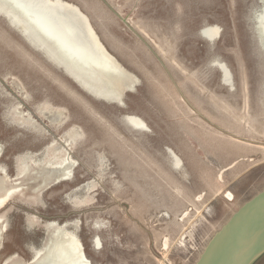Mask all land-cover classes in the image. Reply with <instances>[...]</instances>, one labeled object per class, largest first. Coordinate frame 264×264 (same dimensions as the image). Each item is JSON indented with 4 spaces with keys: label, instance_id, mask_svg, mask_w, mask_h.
<instances>
[{
    "label": "rangeland",
    "instance_id": "rangeland-1",
    "mask_svg": "<svg viewBox=\"0 0 264 264\" xmlns=\"http://www.w3.org/2000/svg\"><path fill=\"white\" fill-rule=\"evenodd\" d=\"M62 1L80 8L124 68L126 76L111 85L122 95L105 98L84 86L0 13V165L14 179L18 156L41 155L54 141L74 159L72 177L60 183L44 186L49 167L24 174L25 195L0 209L7 226L0 264L31 263L49 244L50 222L75 233L92 264H195L216 232L264 190L257 26L264 0ZM207 27L220 28L216 40L206 38ZM14 83L26 90L18 93ZM16 92L34 121L10 109ZM45 103L56 111L44 117L35 108ZM126 116L148 129L133 128ZM169 148L182 167L172 165ZM253 264H264V255Z\"/></svg>",
    "mask_w": 264,
    "mask_h": 264
},
{
    "label": "bare ground",
    "instance_id": "bare-ground-1",
    "mask_svg": "<svg viewBox=\"0 0 264 264\" xmlns=\"http://www.w3.org/2000/svg\"><path fill=\"white\" fill-rule=\"evenodd\" d=\"M262 10L257 16V26L261 40L264 42V6ZM0 13L5 15L35 46L43 49L51 60L55 63L57 60L62 62L69 73L79 79L84 86L91 90L94 89L105 98L120 99L122 94L113 89L111 85L120 82L121 77L126 76L124 68L102 45L88 17L78 6L62 0H0ZM203 33L206 38L216 40L220 34V28L207 27L203 29ZM217 66L224 74L222 80L232 88V77L228 68L222 63ZM18 82H20L19 79ZM133 83L134 81H130L129 84ZM13 85L17 88L18 93L26 90L22 84L14 83ZM11 110L21 118L27 117L32 121L36 118L31 111H27L20 105H14ZM45 110L49 113L56 111L49 103L36 107V112L40 116H46ZM69 117L71 116L69 115ZM126 120L137 130L148 129V125L142 118L140 120L139 117L126 116ZM38 121L40 122L38 126H40L42 122L41 120L36 122ZM168 152L171 155L172 165L176 168L182 167L183 161L180 156L170 148ZM36 154L27 153L17 157L18 173L14 179L7 174L6 166L0 165V209H5L15 195H25L22 178L27 172L37 170L36 167L43 171L46 170V167L52 170L51 172L44 171V186H48L51 181L60 183L65 181V178L72 177L73 170L71 169L74 159L71 153H68L65 144H57L54 141L53 145L49 146L41 155ZM1 156L2 148L0 147ZM6 227L4 218L0 217V237L6 231ZM47 227L50 231L49 244L46 248L37 250L34 259L29 264H89L83 253L79 237L75 233L70 232L64 225H59L57 222H50Z\"/></svg>",
    "mask_w": 264,
    "mask_h": 264
},
{
    "label": "water",
    "instance_id": "water-1",
    "mask_svg": "<svg viewBox=\"0 0 264 264\" xmlns=\"http://www.w3.org/2000/svg\"><path fill=\"white\" fill-rule=\"evenodd\" d=\"M264 255V190L210 239L195 264H253Z\"/></svg>",
    "mask_w": 264,
    "mask_h": 264
},
{
    "label": "flooded vegetation",
    "instance_id": "flooded-vegetation-1",
    "mask_svg": "<svg viewBox=\"0 0 264 264\" xmlns=\"http://www.w3.org/2000/svg\"><path fill=\"white\" fill-rule=\"evenodd\" d=\"M15 94H17V92L15 93ZM17 98H15L14 100H13V102L10 104V109H12L13 108V106L14 105H20L21 107H23L24 109H26L27 111H30L29 109H27V108H25L24 106H25V103H24V101L22 100L21 101V98L18 96V94H17V96H16ZM18 99V100H17ZM35 110H36V108H35ZM34 115H35V113L33 112V111H31ZM36 116V115H35ZM41 120V119H40ZM177 154V153H176ZM1 159H2V156L0 157V161H1ZM7 174H8V171H7ZM9 175V174H8ZM11 177V176H10ZM12 178V177H11ZM231 194L230 193H228V198L230 199V200H232V195L230 196ZM230 196V197H229ZM185 214H187V215H185L186 217L188 216V212L187 213H185ZM184 216V215H183ZM185 216L183 217L184 219H185ZM78 237V236H77ZM79 240H80V242H81V244H82V248H83V253H84V255H85V257H86V260L88 261V263L89 264H92L91 263V261H90V259H89V257H88V255H87V253H85V248H84V245H83V243H82V240L79 238ZM93 244H94V247H95V249L96 250H99V249H102V240H101V238L100 237H96L95 239H94V241H93ZM169 240L167 239L166 241H165V244H164V246L166 247V248H168L169 247ZM98 246V247H97Z\"/></svg>",
    "mask_w": 264,
    "mask_h": 264
}]
</instances>
